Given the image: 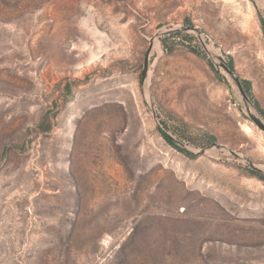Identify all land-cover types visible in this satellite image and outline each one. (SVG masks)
Listing matches in <instances>:
<instances>
[{"label": "rangeland", "instance_id": "rangeland-1", "mask_svg": "<svg viewBox=\"0 0 264 264\" xmlns=\"http://www.w3.org/2000/svg\"><path fill=\"white\" fill-rule=\"evenodd\" d=\"M206 48L264 121V0H0V264H264V131Z\"/></svg>", "mask_w": 264, "mask_h": 264}, {"label": "water", "instance_id": "water-1", "mask_svg": "<svg viewBox=\"0 0 264 264\" xmlns=\"http://www.w3.org/2000/svg\"><path fill=\"white\" fill-rule=\"evenodd\" d=\"M178 30H171L169 32H166L164 33V35H170L172 33H175L177 32ZM203 44V43H202ZM204 47H206L204 44H203ZM150 50L151 48L149 49V51L147 52V58L145 60V65H144V71H143V78H142V81L145 82L147 77H148V71H149V54H150ZM206 50L208 51V53L214 58L216 59V61L218 62V64L220 65V67L230 76V78L233 80L234 84L236 85L237 89L239 90V93L241 95V98L244 102V105L246 107V110L251 118V120L253 121V123L262 131H264V121L258 117L257 115H255L252 111V108H251V102H250V99L246 93V90L242 84V81L240 80V78L238 77V75L234 72V70L231 69V67L229 66V64L226 62V60L221 57V56H218L212 52H210L207 48ZM153 115H154V119L157 121V116H156V113L153 111ZM163 132L165 133V135L168 137V139L175 143L176 145H178L180 148L184 149V150H188L183 143L179 142L178 140H176L171 134H169L166 130L162 129ZM219 145L218 144H214L213 147H218ZM227 149V148H226ZM233 156H236V157H240L237 153H235L234 151L232 150H228ZM205 151L203 150L202 152L200 153H204ZM250 166L257 170L258 172H262L261 169L257 168L256 166H254L252 163H250Z\"/></svg>", "mask_w": 264, "mask_h": 264}, {"label": "trees", "instance_id": "trees-1", "mask_svg": "<svg viewBox=\"0 0 264 264\" xmlns=\"http://www.w3.org/2000/svg\"><path fill=\"white\" fill-rule=\"evenodd\" d=\"M179 36H183V33L177 31V32H175V33L170 34L169 36H167V37L164 38V39H167V38H175V37H179ZM186 37H188V36H186ZM192 51L194 52L195 50H192ZM194 53H197V52H194ZM229 66L231 67L232 70H234V69H233V64L229 63ZM211 67L214 68V65H213L212 63H211ZM242 84H243V83H242ZM247 85L250 86V82H246V84H245V83L243 84V86H245V88H246V89H245L246 92L249 94L251 90H250L249 88H247ZM256 107L260 110V112H261L262 114H264V112L259 108V104L256 103ZM159 130H160L162 136L164 137V139H165L170 145H172L174 148H176L177 150L181 151L182 153H184V154H186V155H188V156H193V153H191V152H189V151H187V150H184V149L180 148L178 145H176L175 143L171 142V141L168 139V137L165 135V133L163 132L162 129H159ZM210 140H213V141H214V138L211 137ZM253 173H254L257 177H259L260 179H264V176H263L260 172H258V171H253Z\"/></svg>", "mask_w": 264, "mask_h": 264}, {"label": "bare ground", "instance_id": "bare-ground-1", "mask_svg": "<svg viewBox=\"0 0 264 264\" xmlns=\"http://www.w3.org/2000/svg\"><path fill=\"white\" fill-rule=\"evenodd\" d=\"M245 130L248 132V133H250L252 130H251V127H249V126H246L245 127Z\"/></svg>", "mask_w": 264, "mask_h": 264}]
</instances>
